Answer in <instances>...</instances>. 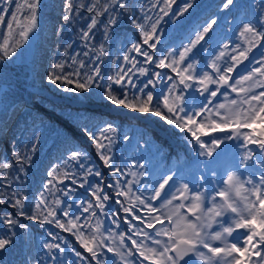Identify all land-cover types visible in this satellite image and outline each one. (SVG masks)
I'll return each instance as SVG.
<instances>
[{
  "label": "snow or ice",
  "instance_id": "6c2138e0",
  "mask_svg": "<svg viewBox=\"0 0 264 264\" xmlns=\"http://www.w3.org/2000/svg\"><path fill=\"white\" fill-rule=\"evenodd\" d=\"M162 3L163 7L160 8V12L164 16H168L175 0H162ZM194 3L195 0H186L182 6L172 12V19L175 20L183 16L193 8ZM42 6L43 0H0V65L19 58L23 49L31 43L32 39L39 38ZM117 6L125 8V3L122 0H115V4L108 2L101 4L100 0H89V3L85 5L79 3L78 0H64L63 23L56 28V31L57 33L62 32L64 25L72 24L74 19L80 15V10L94 13L89 18L87 30L81 29L82 39L88 41L93 38V29L100 23V17L107 14V22L103 25L104 39L107 40L111 33V26L115 25L118 19V14L109 12V9H114ZM218 7L226 10L229 14L234 10L239 11L247 8H251L252 13L245 12L244 19H240L239 23L234 26L239 37L242 38V43L224 44L219 56L211 64L212 72H198L195 56L189 54L197 48V45H200L202 50H206L204 45L210 42L212 38L210 33L214 31V26H219L220 17L206 21L202 30L198 29L193 33L195 38L189 39L187 46H183L182 51L173 49L168 51L167 55L162 53L155 59L153 52L159 43L157 26L162 17L147 28L136 18H132V24L141 29L143 35L142 44L133 43L132 50L145 58L144 63H155L159 69H170L178 77V83H172L167 88V94L162 93L155 101L153 93L145 91V89H148L149 86L155 87L157 81L162 83L165 79L173 81L175 78L162 75L161 72H154L152 75L155 79L150 78L137 88L135 81L128 74L132 72L133 68H136L140 74L147 75L149 69L137 68L139 61H136L135 58L130 60L128 55H125L123 59L131 64V67L127 70L121 69L107 79L102 74L99 64L91 61L89 63L92 64V67L82 73L81 69L85 68V62L77 61L75 57L72 58V64H78L77 68L66 72L67 61L57 62L51 66L46 79L58 90L75 94L82 106L91 103V91L97 89L99 90L97 95L113 106H122L124 109L140 114L159 117L168 126L184 133L189 142H194V146L198 149L197 156L204 157V160L199 163L211 171L213 176L216 175V167L221 165L226 155L227 143L233 140L240 141L246 150L238 163L234 165L233 170L226 172L222 187L216 188L214 193H209L207 190L193 191L188 183L177 185L176 173L172 172V174L162 176L152 187L151 196L144 198L139 194V189L133 192V185L139 183L138 180L130 182L125 180L121 186L122 181L114 179L113 183L108 184L107 187L114 190L115 197H123L129 201L128 205H124L123 201L117 200L126 214L124 220L133 229L132 235L121 234L120 241L123 243L127 236V239L135 246L133 248L124 245V250L121 251L105 243V237L100 231L99 220L95 226L91 222V218L97 217L98 212L105 216L108 215L105 209L107 202L112 199L104 191V175L100 170L85 169L84 176L79 181L75 179V173L61 172L59 166L48 172V176L52 177L46 185L49 192L52 189L48 186L56 180L60 184L70 180L72 184L78 183L81 188L87 185L94 200L87 202L81 200L79 203L82 212L89 214L88 217L82 218L77 212H71L73 204L64 203L59 199L48 202L44 193L40 194L39 202H34V205L30 206L27 203L28 198L21 191L12 189L9 170L15 167L17 172H24L25 165L31 164L32 156L36 152V143L39 140V136L34 135V143L28 153L21 154L14 151V163L7 159L0 160V169L4 170L0 179L6 182L4 185H0V189H3L0 190V205H9L15 210V215L7 211L0 212V223L7 227L9 233L0 236V252L6 251L13 245L14 237L17 236L16 229L28 233L29 226L21 222V218H24L38 221L41 224L54 225L56 228L74 235L81 247L90 255L85 256L75 247L71 248V251L80 260L86 261V264H92L93 261L95 264H108L104 254L100 251L102 248H106L107 252L113 253L121 260H124L125 256H133L138 253L144 261H151V264H181V262L183 264H264V256L261 255L264 253V172L258 179H254L252 175L244 177L240 172V168H249V162H251V166H259L264 170V138H257L251 132L244 131L257 120L264 122V90L257 92L255 86L258 80L253 79L257 73L260 78H264V53H262V59L257 61L259 66L252 67L247 71V74L240 73L239 78L229 75L237 70L244 61L249 60L248 53L253 48L264 42V0H260L258 14L255 0H252L250 4H242L240 0H223ZM10 8L13 11L5 23V16ZM146 19L151 20V17H146ZM222 19L225 24L228 23L227 15ZM202 41L204 44L201 43ZM142 45H146L152 51H142ZM229 48L230 52H228ZM99 52L100 55L96 57L97 61L105 54L103 45ZM226 53L227 60L222 65H218L217 61ZM84 55L88 56V53L85 52ZM245 81L249 82L248 87L243 86ZM129 85L136 89L131 96H129ZM196 85L199 87L197 88ZM212 85H216V87L213 89ZM238 85L240 87H237ZM223 87L231 89V92L237 93L238 96L243 95L239 100L233 98L226 104L215 105L212 109L199 104L197 97L192 96L191 107L189 106L190 102L185 90L192 89L201 96L207 93L208 97L215 98ZM261 87H264V84H261ZM221 94L227 98V92ZM207 103L211 104L212 100H207ZM69 117L76 120L86 118L79 110L75 117L71 113H69ZM230 126L231 131L227 135H212L208 140L202 139V137H208L217 131L224 132ZM81 130L93 142L103 165L110 169L113 177L124 175L122 169L113 162L112 145L117 136L125 141L132 137L127 133L121 136L118 126L110 122H100L91 127L85 125ZM139 135L142 139L146 137L144 132H140ZM145 142L151 143L147 140ZM248 145H255L256 148L248 147ZM222 146L224 147L222 148ZM81 158H86L84 153L78 150L71 152V159L79 161ZM79 167L84 168V165L81 163ZM138 167L143 168V165ZM130 174L139 177L144 175L143 172ZM89 176L100 178L99 183H90ZM12 179L18 181L20 177L16 176ZM200 179L203 180L204 177L201 176ZM9 189L12 190L9 191ZM72 190L66 186V190H62L63 195L69 196ZM186 193L189 195L186 196ZM152 201H160V205L154 206ZM174 201H180V203L175 207H170ZM137 204L141 206L140 211L147 209L151 214L159 212L160 215H152L146 219L137 213ZM182 209L185 211H181ZM58 211L60 215H57ZM189 214L191 218H189ZM113 215H118V213ZM61 216L67 219H62ZM161 216L164 219H161ZM165 220L171 227L157 230L155 236H165L168 238L167 241L154 239L134 223V221H141L148 228H155L157 224H163ZM113 222L117 223V227L119 226L117 221ZM214 225L217 226L216 230H213ZM142 234L152 239L157 247H150L143 241L133 239V236ZM48 236L52 237L54 241L60 240V237L52 232H48ZM67 246V240L63 242V246L61 243L52 241H45L42 244V248L47 250L45 255L52 264H60L59 258L65 255ZM253 257L257 259L253 260ZM43 261L44 256H39L36 259V264H43ZM0 264L3 262L0 261ZM26 264L29 262L26 261ZM112 264H115V261H112ZM125 264L128 262L125 261ZM132 264H135V261Z\"/></svg>",
  "mask_w": 264,
  "mask_h": 264
},
{
  "label": "trees",
  "instance_id": "16d2710c",
  "mask_svg": "<svg viewBox=\"0 0 264 264\" xmlns=\"http://www.w3.org/2000/svg\"><path fill=\"white\" fill-rule=\"evenodd\" d=\"M132 1L133 0H122V2L125 3V8H120L119 6H117L114 9H109V12H115L118 14V17H121L123 13H128ZM78 2L87 5L89 3V0H78ZM105 2L115 4V0H100L101 4ZM63 5L64 0H43V6L40 13V36L44 34V38L41 46L38 48L39 61L35 64V68L39 70L38 77L30 78L27 72L29 70V67L26 65L23 66V68H20L21 66H17L13 61H6L3 65H0V89L5 88V92L2 96L4 107L0 111V160L7 159L9 162H15L13 155L14 147L18 150H21L22 145L19 144L18 139L21 135L20 132H24V128H26L27 124H30L31 119L34 117L35 111L39 112L51 121L57 123L64 129H67V127L62 124L63 121H61L60 119H58V121L56 117L50 115V111L53 113L65 111V116L69 120V123L72 126H77L79 128H81L84 123L83 119H72L69 117V113H71L73 117L76 116L78 110L83 115H86V113L90 115H101L92 114V111L90 109L76 108L75 105H72L70 102H67L65 100L64 91L58 90L47 82L46 72L50 57L56 54V57L54 59L58 61L61 58L62 61H66V54L59 52L60 47H68L71 41H75L80 33H82V28L84 30H87L86 26L88 22H90L89 18L94 15V13H88L87 11L80 10V15L74 19L73 23L70 25H64L63 31L57 33L56 28L63 23ZM12 11V8L8 10V13L5 16V23H7L8 19L10 18ZM106 22L107 14L100 17V23H98V25L101 23L104 24ZM126 26L127 25L119 24L117 22L115 25L111 26V33L120 34L121 29L126 28ZM103 28L104 27L102 26L96 37L97 56L100 55L99 49L101 45H103L105 51L104 55L109 54L111 49V43L108 42V40L104 39ZM69 50H72L71 46H69ZM54 64L55 63L53 62L52 65ZM65 71L68 72L66 70V66ZM29 87H35L39 89L41 88L42 90H46L48 94H51L59 99H64V101L62 100L61 102H57L52 100L50 97L37 95V93H33L28 90ZM70 95L71 97L69 98V100H78L75 94L70 93ZM101 101H103L106 105L112 106V104L105 99L101 98ZM95 102L99 101L92 97L91 103ZM50 116L55 119L50 118ZM101 116L105 115L102 114ZM145 116H148L159 125L165 126L159 117H155L151 114ZM67 131H69L71 135H75V133H73L70 128H68ZM14 170H16V168H14ZM14 170H9L10 180H12L11 174L14 173ZM30 170L31 166L25 165L24 172H16L15 175L19 176V181H21L22 176L27 172L29 173ZM3 171L4 170L0 169V177L3 176ZM5 183L6 182L3 179H0V185H4ZM14 184L16 186H19L20 191L25 196L23 187L20 186L18 182H14ZM4 211L13 213V215H15V210L9 205H0V212ZM21 222L24 223L22 221V218ZM2 227L7 229L4 224H2ZM31 241L33 243V239ZM19 242L20 238L17 235L16 237H14L13 246L8 248L6 251L0 252V261L3 262L4 257L11 253L17 254ZM11 248H13L14 250L11 251Z\"/></svg>",
  "mask_w": 264,
  "mask_h": 264
},
{
  "label": "rangeland",
  "instance_id": "374dc122",
  "mask_svg": "<svg viewBox=\"0 0 264 264\" xmlns=\"http://www.w3.org/2000/svg\"><path fill=\"white\" fill-rule=\"evenodd\" d=\"M141 23H143L146 27H148L150 25V22H145V20H141ZM201 26H203V19H198L196 21V29H195V31ZM35 40L36 39H32L31 43L29 45H27L23 49L22 55L19 57V61H18L19 66H25L26 65V66H30L31 67L33 65V59L31 57H32V54L34 53V50H35V45H36L35 44ZM64 48L67 49L66 46H64ZM52 57L54 59L56 57V54H54V56L52 55L50 57L49 61H48L46 75L48 74V72H49V70H50V68L52 66V63H53ZM16 59L17 58H14L12 61L14 62V60H16ZM61 61H62V59L60 58L57 62H61ZM81 71L83 72V69H81ZM36 74H39V70L38 69H35V70L29 72V76L30 77H32V76H34ZM2 96H3V91H0V111L4 107V104H3V101H2ZM45 125H48V124L45 123ZM20 137H21V135L19 136L18 139H20ZM207 140H208V138H207ZM20 144L22 145V148H21L20 151L23 152V153H28L29 149L33 146V141L32 140H28L25 144H22V142ZM48 149H49V147H47V149L45 151H47ZM141 165H143V164H141ZM145 169H147V167L145 165H143V168L137 167L138 171L139 170L143 171ZM16 172H17V170H14V173L11 174L12 178L16 177V175H15ZM130 176H131L132 181L133 180H138L139 183L143 182L145 184V186L142 187V188H140V184L139 183L133 185V187H136L137 189H139V194H141L142 192H145V197L151 196L152 187L156 184V182L158 180H160V179H157V178H151L150 177L149 179H145L144 181H142L141 177H139V176H132V175H130ZM15 181H17V180L12 179V181H10L12 183V189L20 191L19 186H16L14 184ZM180 184H182V182L181 183H177V185H180ZM190 188H192V187H190ZM12 189H9V191H11ZM1 190H3V189H1ZM185 195L187 196L189 194L186 193ZM154 203H155V201H153V204ZM178 203H180V201H174L173 205L170 206V207H175V205L178 204ZM28 205L32 206L33 203L32 202H28ZM189 218H191L190 214H189ZM7 234H8V230L3 228L2 224L0 223V236L7 235ZM144 243L146 244V240H144Z\"/></svg>",
  "mask_w": 264,
  "mask_h": 264
}]
</instances>
